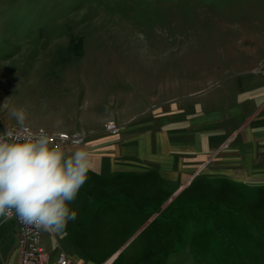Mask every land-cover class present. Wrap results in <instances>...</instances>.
<instances>
[{
	"label": "rangeland",
	"instance_id": "rangeland-1",
	"mask_svg": "<svg viewBox=\"0 0 264 264\" xmlns=\"http://www.w3.org/2000/svg\"><path fill=\"white\" fill-rule=\"evenodd\" d=\"M262 50L264 0H0V112L11 124H17L12 107L26 109L25 124L68 122L72 90L84 92L79 102L89 100L90 81L104 87L107 104L118 102L125 115H150L163 100L188 105L192 91L236 76L241 54ZM249 57L253 65L261 60ZM221 102H214L217 109ZM242 127L222 153H210V146L200 154L211 161L190 182L184 181L189 173L182 176L181 189L188 190L173 214L175 224L150 215L141 226L156 224L145 234L139 228L102 264L121 252L114 264H264V153H256L262 167L217 166L220 157L226 165L232 155L244 156L233 152L244 146ZM177 184L161 186L171 191ZM173 202L165 200L164 211ZM109 216L93 230L114 248L132 225ZM118 218L112 228L121 233L112 234ZM43 234L51 249L52 234Z\"/></svg>",
	"mask_w": 264,
	"mask_h": 264
},
{
	"label": "crops",
	"instance_id": "crops-1",
	"mask_svg": "<svg viewBox=\"0 0 264 264\" xmlns=\"http://www.w3.org/2000/svg\"><path fill=\"white\" fill-rule=\"evenodd\" d=\"M247 56H254V59L258 56L261 60L253 65V58L249 57L247 61ZM238 62L236 65L240 68L236 76L229 79L223 75L221 84L210 82L196 92L189 93V106H183L184 103L166 106V100H163L150 111V115H145L146 110H143L141 117L134 113L125 115L124 108H120L118 102L112 103L111 99L107 104L104 87L96 88L93 83L86 81L87 87L91 89V92L88 91L90 99L79 102L84 92L72 90L75 99L69 103L71 113L68 122L60 121L59 125L57 122L52 123L49 127L29 125L45 127L50 131H81L89 134V144L72 146L74 151L79 147L91 153L92 169L89 172L102 177H154L160 197L173 200L182 191L180 185L184 181L190 182L194 174L211 161L210 157L203 159L200 154L210 146H215L210 153L216 154L226 143L231 145L242 123L244 146H238L233 152L237 150L244 156L240 158L232 155L226 165L224 162L227 159L220 157L216 160L217 166L262 167L263 163L256 153H264V51L241 54ZM258 66H262V69L257 74L254 70ZM64 87L73 89L74 85L67 83ZM68 92L71 93L70 90ZM174 98L171 97L169 101ZM215 101H222L224 107L217 109ZM108 120H115L121 126L119 133L111 134L104 129ZM185 173L189 174L182 181ZM166 183H178L168 193L169 196L165 195L167 191L161 186ZM155 214L158 215V212L152 215ZM8 219L0 217V264H21L17 223ZM149 223L139 228L145 229ZM51 234L53 247L46 248L52 257L59 252V247L55 246L58 242L69 253L68 264L103 263L89 258L78 246L75 232ZM114 261L111 259L109 264Z\"/></svg>",
	"mask_w": 264,
	"mask_h": 264
},
{
	"label": "clouds",
	"instance_id": "clouds-1",
	"mask_svg": "<svg viewBox=\"0 0 264 264\" xmlns=\"http://www.w3.org/2000/svg\"><path fill=\"white\" fill-rule=\"evenodd\" d=\"M3 107L8 108L7 103ZM8 111L23 128L26 109ZM91 169L89 151L78 147L67 154L60 144L52 146L44 132L19 141L11 133L0 134V217L6 220L14 212L25 225L63 233L77 216L69 203L75 201Z\"/></svg>",
	"mask_w": 264,
	"mask_h": 264
},
{
	"label": "trees",
	"instance_id": "trees-1",
	"mask_svg": "<svg viewBox=\"0 0 264 264\" xmlns=\"http://www.w3.org/2000/svg\"><path fill=\"white\" fill-rule=\"evenodd\" d=\"M87 175L88 178L85 184L80 188L75 201L69 203V207L77 211L76 219L68 222L64 231L69 233L75 232V241L78 246L86 252L89 258L99 261L106 259L123 245L141 226L142 222L146 221L147 217L154 212H158V216H160L159 222L157 221L158 223L163 225H165L166 222L175 224L176 219L173 220V214L176 213L175 210L179 207L178 202L180 198L188 190V187L184 188L170 205L169 211H164L168 207L163 209L161 204L166 199L160 197L158 184L154 177H102L92 172H88ZM168 193H170V191L165 192V195L169 196ZM74 203L77 204L76 208L74 207ZM108 212L110 218L117 215L120 219H126L129 227L132 225L129 230L126 229L127 231H124L126 239L121 240L122 242H120V245L114 246V248L108 246V243L104 245V241L98 240L96 238L97 236L95 237L96 232L98 233V229L94 228L93 230V225L95 227L97 222L107 216ZM169 212L171 214H168ZM164 217L169 218L170 221L166 220L165 223H162L161 221ZM120 219L118 218V220L111 222L110 232L112 234L121 233V231L112 228L115 222H121L122 219ZM154 224H156V222H150L146 228L143 229V234ZM163 229L164 228H162V230ZM170 229L167 228L166 231L169 232ZM174 231L175 230H173V232ZM103 247H105V252H100ZM121 253L112 264L119 259ZM99 254L101 255L99 256Z\"/></svg>",
	"mask_w": 264,
	"mask_h": 264
},
{
	"label": "built area",
	"instance_id": "built-area-1",
	"mask_svg": "<svg viewBox=\"0 0 264 264\" xmlns=\"http://www.w3.org/2000/svg\"><path fill=\"white\" fill-rule=\"evenodd\" d=\"M104 129L111 134H117L121 130V126L115 120H108L104 124ZM11 133L16 141L26 138L29 135L44 132L49 136L50 144L55 146L60 144L66 150L69 146H78L89 144V134L81 131H50L45 127H34L25 124L21 128L18 124L7 123L2 120L0 112V134ZM14 218L17 223L19 233L18 251L21 264H68L69 256L60 243L55 246L59 247V252L52 257L50 251L43 242V230L22 223L15 213L9 217ZM54 259V260H52ZM111 262V261H110ZM109 264V262L107 263Z\"/></svg>",
	"mask_w": 264,
	"mask_h": 264
}]
</instances>
